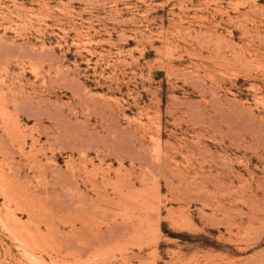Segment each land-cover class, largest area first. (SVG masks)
Instances as JSON below:
<instances>
[{
    "label": "rangeland",
    "instance_id": "1",
    "mask_svg": "<svg viewBox=\"0 0 264 264\" xmlns=\"http://www.w3.org/2000/svg\"><path fill=\"white\" fill-rule=\"evenodd\" d=\"M0 264H264V0H0Z\"/></svg>",
    "mask_w": 264,
    "mask_h": 264
}]
</instances>
